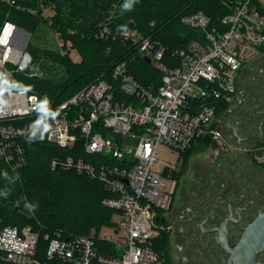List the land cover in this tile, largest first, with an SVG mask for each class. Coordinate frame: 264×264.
<instances>
[{
  "label": "built area",
  "instance_id": "obj_1",
  "mask_svg": "<svg viewBox=\"0 0 264 264\" xmlns=\"http://www.w3.org/2000/svg\"><path fill=\"white\" fill-rule=\"evenodd\" d=\"M181 21L200 33L173 51L179 58L175 65L163 59L168 46L137 28L121 32L163 72L159 86L145 85L125 62L117 64L113 74L120 90L131 96L129 101L118 98L115 84L106 78L88 83L57 103L45 102L25 88L6 87L4 92V85L0 88V157L12 161L14 167L25 159L19 142L24 136L46 138L64 147L82 140L88 153H103L123 162L97 166L72 155L52 161L53 167L60 164L98 178L114 194L103 203L121 216L113 227L117 235L105 231V226L99 236L113 242L116 253L98 250L94 230L91 236L73 240L56 231L51 237L46 235L49 241L43 259L39 231L29 225H6L0 228V257L20 264L165 263L164 251L156 245L170 229L167 218L176 186V163L163 161L160 148L164 145L181 153L200 139L222 137L213 124L219 118L217 110L234 100L241 69L264 53V0H236L232 10L215 22L201 9L183 15ZM8 25L15 28L7 22L0 34V66L9 72L6 64L10 62L24 70L31 62L28 41L18 31L4 43L1 37ZM108 33V26H103L101 36ZM32 114L34 119L21 124L4 122ZM129 137L136 139L134 146L127 143ZM132 150L134 158L130 159L127 154Z\"/></svg>",
  "mask_w": 264,
  "mask_h": 264
},
{
  "label": "trees",
  "instance_id": "obj_2",
  "mask_svg": "<svg viewBox=\"0 0 264 264\" xmlns=\"http://www.w3.org/2000/svg\"><path fill=\"white\" fill-rule=\"evenodd\" d=\"M236 0H0V34L11 22L37 36L42 28L55 32L63 45L56 49L42 48L33 41L27 45L31 62L24 70L8 62L7 72L0 66V88H25L38 94L45 102L57 103L68 99L88 83L106 78L116 86L117 97L129 101L131 96L120 90L119 79L113 71L125 62L128 71L145 85L159 86L163 72L144 58L136 44L125 40L121 32L137 28L144 35L168 46L164 61L178 64L173 54L199 35L200 30L186 26L181 17L204 10L213 21L230 12ZM52 5L55 13L44 16L43 4ZM107 25L109 33L100 34ZM74 50L79 59L71 56ZM59 69V70H58ZM41 72V73H40ZM227 103L218 108L221 113ZM34 115L7 119L9 124H21ZM106 133V131H104ZM25 157L21 165L0 157V228L6 225L32 226L40 232L39 256L44 259L49 237L56 231L62 237L95 233V245L101 253H116L113 242L99 236L105 226H111L117 212L103 203L114 194L98 178L79 173L73 168L52 166L56 158L68 155L83 157L99 166L102 163L123 164L103 153H88L84 142L61 146L46 138L24 136L19 139ZM211 138L200 139L181 152L183 157L195 144L208 146ZM14 161V160H13ZM167 235H161L156 248L166 250ZM0 264H20L0 257ZM50 264H73L51 261Z\"/></svg>",
  "mask_w": 264,
  "mask_h": 264
},
{
  "label": "flooded vegetation",
  "instance_id": "obj_3",
  "mask_svg": "<svg viewBox=\"0 0 264 264\" xmlns=\"http://www.w3.org/2000/svg\"><path fill=\"white\" fill-rule=\"evenodd\" d=\"M224 115L222 149L211 153L209 144L187 167L175 165L164 264H234L224 243L235 247L264 212V53L241 69ZM257 261L264 264V250Z\"/></svg>",
  "mask_w": 264,
  "mask_h": 264
},
{
  "label": "water",
  "instance_id": "obj_4",
  "mask_svg": "<svg viewBox=\"0 0 264 264\" xmlns=\"http://www.w3.org/2000/svg\"><path fill=\"white\" fill-rule=\"evenodd\" d=\"M14 27L23 32L25 35V41L31 35V32L14 25ZM22 47V46H21ZM144 58L151 62V58L145 55ZM232 109L228 110V113ZM227 115V113H226ZM225 118V115L220 118H216L213 122L214 125L220 126L221 121ZM235 136L239 139L242 138L238 133L236 128ZM225 145L224 138L214 137L210 143L211 153H218L222 147ZM224 246L232 253V259H234V264H261L257 261L258 254L264 250V212H261L246 228L244 235L242 236L239 243L233 247L228 248L225 243Z\"/></svg>",
  "mask_w": 264,
  "mask_h": 264
},
{
  "label": "rangeland",
  "instance_id": "obj_5",
  "mask_svg": "<svg viewBox=\"0 0 264 264\" xmlns=\"http://www.w3.org/2000/svg\"><path fill=\"white\" fill-rule=\"evenodd\" d=\"M55 13L52 5L45 3L43 4V14L44 16H51ZM2 38V37H1ZM28 43L33 41L34 43L38 44L39 46H41L42 48H47V49H56L59 46H61V41L60 39L57 37V35L55 34V32H53L52 30L48 29L47 27L42 28V31L40 32V34H38L37 36L31 37V35L29 36V38L27 39ZM71 56L75 59H79L78 54L73 50L71 52ZM59 70V69H58ZM41 73V72H40ZM247 83H243V85L245 86ZM108 136H110L111 138H114L115 136L110 133V131H107ZM127 143L129 145L134 146L136 143V139L129 137L127 139ZM196 146H193L191 151H188L187 154L183 157V154L179 153V151L177 150H172L169 147H166L164 145L161 146L160 148V152L162 155V159L163 161H168V162H172V163H176L177 164V168H179L180 166H182V168L187 167V163H189L190 159L192 157L193 154L197 153V152H203L207 149H209L207 146H204V144H195ZM128 157L130 159L134 158V153L133 150L130 151L128 154ZM183 163V165H182ZM160 166H165L163 165V163ZM179 170V169H178ZM178 170L177 173H178ZM121 216L119 215L118 212H115L113 215V224L111 226H107L105 227V231H108L110 233H112L113 236L117 235L115 230L113 229V227H116V224L120 221Z\"/></svg>",
  "mask_w": 264,
  "mask_h": 264
},
{
  "label": "bare ground",
  "instance_id": "obj_6",
  "mask_svg": "<svg viewBox=\"0 0 264 264\" xmlns=\"http://www.w3.org/2000/svg\"><path fill=\"white\" fill-rule=\"evenodd\" d=\"M19 30H17L16 28H12L11 25H8L7 28L5 29L3 35H2V38L1 40L4 41V43L12 37V34H16ZM21 32V31H20ZM25 35L23 32H21V38H24Z\"/></svg>",
  "mask_w": 264,
  "mask_h": 264
},
{
  "label": "crops",
  "instance_id": "obj_7",
  "mask_svg": "<svg viewBox=\"0 0 264 264\" xmlns=\"http://www.w3.org/2000/svg\"><path fill=\"white\" fill-rule=\"evenodd\" d=\"M251 63V62H250ZM249 64V63H248ZM248 64H246V65H248Z\"/></svg>",
  "mask_w": 264,
  "mask_h": 264
}]
</instances>
